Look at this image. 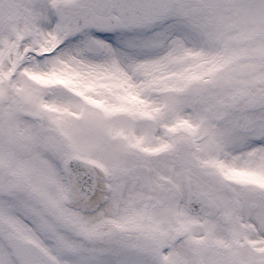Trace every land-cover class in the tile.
I'll use <instances>...</instances> for the list:
<instances>
[{
  "label": "snow or ice",
  "instance_id": "1",
  "mask_svg": "<svg viewBox=\"0 0 264 264\" xmlns=\"http://www.w3.org/2000/svg\"><path fill=\"white\" fill-rule=\"evenodd\" d=\"M0 264H264V0H0Z\"/></svg>",
  "mask_w": 264,
  "mask_h": 264
}]
</instances>
